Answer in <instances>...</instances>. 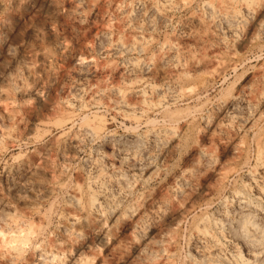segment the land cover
I'll return each instance as SVG.
<instances>
[{
  "label": "rangeland",
  "instance_id": "obj_1",
  "mask_svg": "<svg viewBox=\"0 0 264 264\" xmlns=\"http://www.w3.org/2000/svg\"><path fill=\"white\" fill-rule=\"evenodd\" d=\"M5 1L6 9L1 7ZM48 1L0 0V88L4 91L0 97V199H5L4 209L42 226L44 238L51 240V228L60 226L66 200L78 180L94 173L98 162L104 165L108 159L136 156L139 171L154 157L151 161L162 173L159 179L137 188L138 193L148 197L140 208L148 210L162 188L172 187L173 175L198 160L194 147L201 145L212 153L227 178L222 185L211 181L208 189L199 188L190 212L172 224V255L164 264H193L197 253L194 226L203 217L220 223L213 226L212 232L226 253L238 251L247 257L252 248L238 236L229 218L234 209H239L233 196L242 192L246 175L255 164L254 134L241 136L240 148L247 152L242 158L231 156L224 144L208 139L206 134L216 136L215 126L228 121V114L237 116L233 125L242 130L247 117L254 112L241 104L225 110L224 104L243 88L264 92V84L258 78L264 68V35L252 44L243 45L245 26L236 34L220 26V36L229 47L225 49L218 45V39H207L204 29L188 25L192 16L204 12L198 0L192 6L169 12L166 21L151 26L146 34L153 36V44L147 52H113V43L126 45L132 38L131 28H125L122 19L109 14L110 3L115 0H83L79 18L71 11L74 0H51L52 5ZM117 1L135 7L137 17L131 25H147L133 0ZM106 29L112 34L103 35ZM171 42L180 50L177 60L190 71L187 79L170 72L173 62L158 60L160 48L165 53ZM81 61L91 62L92 66H84ZM148 61L151 64L144 70L130 72L131 63ZM193 63H198L196 70ZM228 65L236 67L227 68ZM5 76L23 81L26 87L14 83L10 86L1 80ZM110 88L128 93L126 101L132 105L138 100L130 91H144L150 109H119L115 103L117 96L109 94ZM152 89L169 90L171 94L167 98L165 94L156 95ZM159 100L169 102L167 110ZM69 114L74 118L66 121ZM95 119L107 123L103 138L81 134L77 152L64 151L63 141L80 135L84 121ZM188 123L191 125L175 149L157 157L166 146V140H159L160 130L179 131ZM261 126L264 128V120ZM137 135L145 142L135 151L131 143ZM109 137L113 140L107 143ZM210 170L198 173V180L209 175ZM57 184L62 185L61 190L46 193ZM174 199L175 205L167 213L178 207L177 202L182 207L187 205L181 201L185 198ZM224 202L231 206L225 209ZM228 210L234 212L228 214ZM163 217L137 230L139 240L156 238ZM80 256L88 257L92 264H127L131 258H112L100 240L89 237L70 247L61 262L74 264Z\"/></svg>",
  "mask_w": 264,
  "mask_h": 264
},
{
  "label": "bare ground",
  "instance_id": "obj_2",
  "mask_svg": "<svg viewBox=\"0 0 264 264\" xmlns=\"http://www.w3.org/2000/svg\"><path fill=\"white\" fill-rule=\"evenodd\" d=\"M197 1L133 0L136 10L141 11L140 15L146 21V26L139 23L131 25L137 17L132 4H126L124 1L121 4L117 0L111 2L109 14L117 19H122L123 26L131 28L132 33L128 44L125 45L119 41L113 43L111 51L147 52L148 47L153 44V36L146 34L151 26L155 22L166 21L169 12L192 6ZM82 2L83 0H74L71 5L72 14L77 18L82 17ZM200 2L204 12L192 16L188 20V25H192L198 30L204 29L207 32V39H218V45L225 49H229V47L220 36V26H224L232 34H236L239 28L245 26L243 45L252 44L261 35H264V0H200ZM48 3L52 5L53 1L49 0ZM7 6L6 1L1 5L5 9ZM2 25L6 28V21H3ZM110 34L112 31L108 29L103 32L105 36ZM167 50L164 53V50L160 48L159 62H173L170 72L180 73L181 77L185 79L189 78L190 71H187L177 60L180 50L176 44L171 42ZM81 63L87 67L92 66L91 62L81 61ZM131 64L130 72H136L150 66L151 61ZM192 67L196 70L198 63H193ZM235 67L236 65L227 66V68ZM258 78L264 84V68ZM1 80L10 86L14 83L21 88L26 87L23 81L10 76H5ZM110 90V95L117 96L115 103L119 109H150L149 97L144 91H130L132 95L137 96L138 100L132 105L126 101L128 93L119 88H110ZM100 91L101 89L96 93ZM152 92L156 95L165 94L164 97L167 98H169L167 94H171L169 90L160 89H152ZM3 95L4 91L0 88V97ZM263 95L264 92L261 89L250 88L247 90L243 88L224 104L225 110L236 109L239 104L254 110L244 122L243 129L233 125V120L237 116L228 114V121L215 126L213 133H217L216 136L206 134L208 139L224 144L231 156L240 158L247 153L246 150L240 148L241 136L246 133L254 134L255 164L246 175L242 192H236L233 196L234 199L232 198L233 202L235 199L238 202L239 209H234V207L235 212L232 211L234 213L230 218V215L225 213L226 218L235 224L238 236L245 240L252 249L249 250L250 252L248 251L247 257L242 256L238 251L231 254L226 253L218 236L212 232L213 226L218 227L220 223L203 217L194 226L196 233L194 244L197 253L192 259L193 264H264V128L261 126V122L264 120ZM159 104L167 110L169 102L159 100ZM236 111L234 112L237 113ZM73 118L74 115L69 114L65 120L71 121ZM190 125L189 123L184 125L179 131H175L173 128L160 130L159 140H166V146L163 153L157 157L161 158L167 153H171L184 138ZM106 128L107 123L103 119H95L93 122L84 121L82 133L64 140L63 150L71 149L77 152L81 134L101 139ZM112 140L113 137H109L106 142L110 143ZM144 142L137 135L134 143L131 144L134 145L135 151H138ZM196 155L198 160L193 166L177 171L172 177V187L162 188L159 196L155 197L154 201L152 200L148 210L140 208L148 197L144 193H138L137 188L143 187L151 180L159 179L158 177L161 176V169L151 161L154 157L150 158L148 165L140 171L136 156L116 160L108 159L104 165L98 162L94 173L85 179L82 178L81 181L78 180L73 186L60 216V226L51 228V240L44 238L45 229L42 226H37L34 222H29L23 217H15L8 213L3 206L5 199H0V264H62L61 259L65 252L70 247L77 245L81 239L89 237L100 240V243L109 250V255L112 258L131 257L127 264H164L172 255V224L190 212L192 207L190 204L198 196L199 188L208 189L211 181L222 185L224 179L227 178L222 168L217 165L212 153L204 149L203 146L194 147V156ZM207 169H211L209 175L199 181L198 173L202 170L208 171ZM61 187L62 185L59 184L54 185L47 189L46 193L52 194L56 190H61ZM238 190L240 191L241 188ZM189 194L190 196L187 197ZM174 197L185 198L186 200L181 201H185L184 203L187 205L182 207L177 202L178 207L167 213V210L175 205ZM156 198L157 200H155ZM226 203H222L225 204V209L228 205L231 206V203ZM228 212V214L232 213L229 210ZM162 216L165 219L158 225V236L139 240V236L136 235L137 230L145 228L149 221L155 222ZM123 233H128L130 236L122 238ZM74 264H92V260L80 256L78 262Z\"/></svg>",
  "mask_w": 264,
  "mask_h": 264
}]
</instances>
